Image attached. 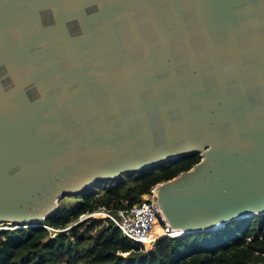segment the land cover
Masks as SVG:
<instances>
[{
  "label": "water",
  "instance_id": "1",
  "mask_svg": "<svg viewBox=\"0 0 264 264\" xmlns=\"http://www.w3.org/2000/svg\"><path fill=\"white\" fill-rule=\"evenodd\" d=\"M193 153L173 228L264 214V0H0V222Z\"/></svg>",
  "mask_w": 264,
  "mask_h": 264
},
{
  "label": "trees",
  "instance_id": "2",
  "mask_svg": "<svg viewBox=\"0 0 264 264\" xmlns=\"http://www.w3.org/2000/svg\"><path fill=\"white\" fill-rule=\"evenodd\" d=\"M200 160V153H193L98 180L75 193L80 199L72 207L59 206L40 226L0 229V264H264V214L215 231L161 237L149 247L126 238L108 217H89L71 226L102 208L131 207L153 185L175 178ZM44 225L70 228L58 232Z\"/></svg>",
  "mask_w": 264,
  "mask_h": 264
},
{
  "label": "built area",
  "instance_id": "3",
  "mask_svg": "<svg viewBox=\"0 0 264 264\" xmlns=\"http://www.w3.org/2000/svg\"><path fill=\"white\" fill-rule=\"evenodd\" d=\"M163 182L153 185L150 190L144 194L141 200L131 207L120 208L117 210H108L102 208L100 211L105 212V215L112 220L113 226L119 228L122 234L136 242L148 246L161 237H176L172 224L164 216L159 202V185ZM98 211L85 214L81 220L89 217H94ZM158 225V230L154 227ZM54 231H65L66 229H53L50 226L44 225Z\"/></svg>",
  "mask_w": 264,
  "mask_h": 264
},
{
  "label": "rangeland",
  "instance_id": "4",
  "mask_svg": "<svg viewBox=\"0 0 264 264\" xmlns=\"http://www.w3.org/2000/svg\"><path fill=\"white\" fill-rule=\"evenodd\" d=\"M79 199H80V196H78L77 194H75V193H69V194L63 196V197L59 200V206L64 207V208H70V207H72V206H73V205H74ZM100 212H102V211H100ZM94 217H96V218H104V219H106L107 216H106V215H104V216H96V215H95ZM81 221H83V220L79 219L77 222L73 223L71 226H74V225H76V224H79V222H81ZM104 224H106V221H105L104 223H102L100 226H98V227L96 228V230L102 228V225H104ZM86 226H87V224L84 225L83 227L85 228ZM18 227H19V225H15L14 223H11V222H9V223L0 222V229L9 230V229H14V228H18ZM94 232H95V231H94ZM145 247H146V246H145ZM147 247H149V245H148Z\"/></svg>",
  "mask_w": 264,
  "mask_h": 264
},
{
  "label": "bare ground",
  "instance_id": "5",
  "mask_svg": "<svg viewBox=\"0 0 264 264\" xmlns=\"http://www.w3.org/2000/svg\"><path fill=\"white\" fill-rule=\"evenodd\" d=\"M163 211V210H162ZM164 216L167 218V220L170 222V220L168 219V217L166 216V214L163 212ZM105 212H100L98 211L96 213V216H104ZM156 230H158V225L154 227ZM174 231L177 235H183L184 233H186V230H184L183 228H174Z\"/></svg>",
  "mask_w": 264,
  "mask_h": 264
}]
</instances>
